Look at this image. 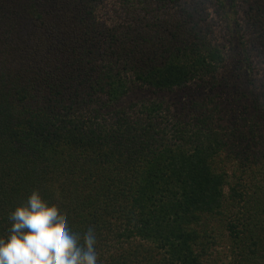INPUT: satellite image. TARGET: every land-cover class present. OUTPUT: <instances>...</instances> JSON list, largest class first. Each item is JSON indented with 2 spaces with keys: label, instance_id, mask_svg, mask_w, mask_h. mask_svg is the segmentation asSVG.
I'll return each mask as SVG.
<instances>
[{
  "label": "trees",
  "instance_id": "16d2710c",
  "mask_svg": "<svg viewBox=\"0 0 264 264\" xmlns=\"http://www.w3.org/2000/svg\"><path fill=\"white\" fill-rule=\"evenodd\" d=\"M108 1L0 0V235L37 190L94 229L97 264H213L224 241L228 264H264V0H118L112 25ZM197 81L231 103L172 126L162 102L119 108Z\"/></svg>",
  "mask_w": 264,
  "mask_h": 264
},
{
  "label": "clouds",
  "instance_id": "9594fccd",
  "mask_svg": "<svg viewBox=\"0 0 264 264\" xmlns=\"http://www.w3.org/2000/svg\"><path fill=\"white\" fill-rule=\"evenodd\" d=\"M8 220L10 227L0 235V264H97L94 229L73 231L37 190Z\"/></svg>",
  "mask_w": 264,
  "mask_h": 264
},
{
  "label": "rangeland",
  "instance_id": "374dc122",
  "mask_svg": "<svg viewBox=\"0 0 264 264\" xmlns=\"http://www.w3.org/2000/svg\"><path fill=\"white\" fill-rule=\"evenodd\" d=\"M210 22L214 26L218 24V19L215 15L214 9H210ZM98 17L99 19L106 23L107 25H112L113 23L123 20L125 14L121 11L119 1L118 0H109L98 8ZM215 30V39L222 44L226 45L227 54L230 53L229 43L227 42L228 35H226L225 25L219 23L214 26ZM235 62V61H234ZM233 59L231 57H227L225 62V68L218 75L219 78L224 74L228 75L229 70L234 68ZM263 72L256 68L253 82L257 85L260 79H262ZM211 86L202 84L200 81L192 82L189 88L185 90H175V91H156L151 90L146 87L136 86L134 87L128 96L124 99L123 103L119 105V108H127L131 105H141L142 103H150L151 101L162 102L165 107H169L171 114L175 115V118L172 119L170 125L178 122V117L183 116L186 117L187 120H192L195 114L192 105L196 102V99H206L208 103V107L213 109L215 104H220L223 107V103H227V105L231 103L233 95L230 94L231 91L226 87L223 90L226 91H218L215 97L211 92ZM253 88V87H252ZM218 90V89H217ZM213 97L212 102H210V98ZM221 107V108H222ZM215 116V122L221 124L222 126L228 124V116L225 114V110L218 113L217 111H213ZM170 126V127H171ZM215 261L213 264H228L231 260L230 252L231 247L228 241L221 242L215 248Z\"/></svg>",
  "mask_w": 264,
  "mask_h": 264
}]
</instances>
